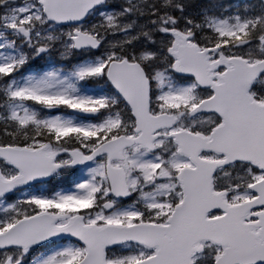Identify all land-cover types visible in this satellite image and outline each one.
Segmentation results:
<instances>
[{"label": "snow or ice", "instance_id": "snow-or-ice-1", "mask_svg": "<svg viewBox=\"0 0 264 264\" xmlns=\"http://www.w3.org/2000/svg\"><path fill=\"white\" fill-rule=\"evenodd\" d=\"M0 264H264V0H0Z\"/></svg>", "mask_w": 264, "mask_h": 264}]
</instances>
